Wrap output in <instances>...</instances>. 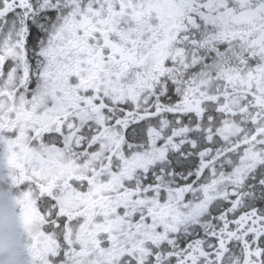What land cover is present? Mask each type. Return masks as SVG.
<instances>
[{
  "label": "snow or ice",
  "instance_id": "snow-or-ice-1",
  "mask_svg": "<svg viewBox=\"0 0 264 264\" xmlns=\"http://www.w3.org/2000/svg\"><path fill=\"white\" fill-rule=\"evenodd\" d=\"M0 185L24 264H264V0H0Z\"/></svg>",
  "mask_w": 264,
  "mask_h": 264
},
{
  "label": "clouds",
  "instance_id": "clouds-1",
  "mask_svg": "<svg viewBox=\"0 0 264 264\" xmlns=\"http://www.w3.org/2000/svg\"><path fill=\"white\" fill-rule=\"evenodd\" d=\"M6 188L0 185V264H24L23 249L10 213Z\"/></svg>",
  "mask_w": 264,
  "mask_h": 264
}]
</instances>
